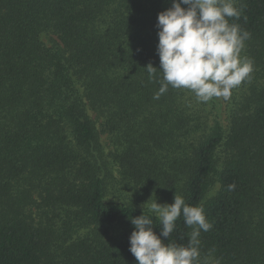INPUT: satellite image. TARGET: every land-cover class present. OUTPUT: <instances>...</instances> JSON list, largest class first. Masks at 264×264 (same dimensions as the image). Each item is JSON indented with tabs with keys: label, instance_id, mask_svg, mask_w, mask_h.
<instances>
[{
	"label": "trees",
	"instance_id": "trees-1",
	"mask_svg": "<svg viewBox=\"0 0 264 264\" xmlns=\"http://www.w3.org/2000/svg\"><path fill=\"white\" fill-rule=\"evenodd\" d=\"M171 4L0 0V264H138L132 217L175 193L212 225L200 264H264V0L229 19L253 72L212 104L224 117L187 89L156 98ZM190 232L181 216L161 239Z\"/></svg>",
	"mask_w": 264,
	"mask_h": 264
},
{
	"label": "clouds",
	"instance_id": "clouds-1",
	"mask_svg": "<svg viewBox=\"0 0 264 264\" xmlns=\"http://www.w3.org/2000/svg\"><path fill=\"white\" fill-rule=\"evenodd\" d=\"M240 15L236 0H172L171 7L157 17L162 80L156 98L171 86L193 92L201 102L214 97L228 99L231 90L253 72V61L240 55L251 34L229 22ZM146 69L150 75L157 71L151 65ZM234 187L229 185L230 190ZM143 207H149L148 202ZM149 210L153 218L143 212L131 219L134 231L129 251L138 264H200V234L212 228L204 208L187 204L175 193L172 204L155 201ZM181 216L191 229L187 245L165 244L161 237L169 240ZM154 218L162 226L160 236L153 231Z\"/></svg>",
	"mask_w": 264,
	"mask_h": 264
},
{
	"label": "rangeland",
	"instance_id": "rangeland-1",
	"mask_svg": "<svg viewBox=\"0 0 264 264\" xmlns=\"http://www.w3.org/2000/svg\"><path fill=\"white\" fill-rule=\"evenodd\" d=\"M239 87H240V86L236 87L235 90L238 91V90H239ZM232 94H233V91L231 90V95H230V97H229L228 99L231 98ZM217 102H222L223 104H224V103H227V102H226V99H224L223 97H219V98H215V97H214V98L210 99V100L207 101V102H201V101H200L199 103L202 104V108H206V109H208V110H212V113H215V114H218V113H219V114H222V116L224 117L223 113H220V112L218 111V109H220V108L218 107V105H217L218 108H213V106H212L213 103L217 104ZM224 106H225V104H224ZM224 114H226V112H225ZM225 116H226V115H225ZM102 140H103V142L106 143V136H103V137H102Z\"/></svg>",
	"mask_w": 264,
	"mask_h": 264
}]
</instances>
